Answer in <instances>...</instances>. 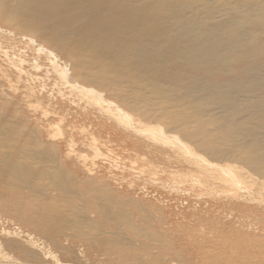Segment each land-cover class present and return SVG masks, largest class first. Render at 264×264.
Returning <instances> with one entry per match:
<instances>
[{
  "label": "bare ground",
  "instance_id": "obj_1",
  "mask_svg": "<svg viewBox=\"0 0 264 264\" xmlns=\"http://www.w3.org/2000/svg\"><path fill=\"white\" fill-rule=\"evenodd\" d=\"M151 143L208 170L243 164L264 193V0H0V221L15 258L41 244L78 261L82 242L102 264H264V206L147 198L135 180L157 168L126 159L145 166ZM76 144L110 165L71 168Z\"/></svg>",
  "mask_w": 264,
  "mask_h": 264
},
{
  "label": "rangeland",
  "instance_id": "obj_2",
  "mask_svg": "<svg viewBox=\"0 0 264 264\" xmlns=\"http://www.w3.org/2000/svg\"><path fill=\"white\" fill-rule=\"evenodd\" d=\"M69 74L71 77H74L72 70L70 71ZM65 93L66 95H72L67 91H65ZM56 96L58 95L56 94ZM59 98L60 97H58L57 100H59ZM70 101L71 100L65 101L66 105L67 103H70ZM107 101L112 105L115 104L114 101L111 100L110 98ZM73 106H76L74 110H80L85 108L84 104L81 103L79 105V102H76ZM122 109H125V107L122 106ZM132 117L134 118L133 115ZM68 121L69 119L66 118V120H64L61 123L64 126V124H66ZM54 132L57 131L54 129ZM173 138L177 139V137H173ZM121 147L122 146H120L119 148ZM74 149L75 152L71 154L72 163L74 165L71 164L70 165L71 168H80V167L103 168L104 166L110 165L111 162L110 160L107 161V159L105 160L104 157L98 158L90 154V151H88L89 148L82 149L81 145L76 144L74 146ZM164 150H167L170 153V154L168 153L167 155H169L171 159L168 158L166 154H162ZM76 153H78V155H76ZM151 159L160 162L159 163L160 166L158 167L157 165L159 164L155 163ZM126 162L128 163V165L132 163L130 165H132L134 168L139 167L140 169L139 173L144 168H146L147 170L157 168L155 169L156 170L155 173L148 175L149 179L140 177L135 181L140 183L139 180H142V184L149 187L148 190L150 192L147 191L148 192L147 198L149 199L151 198L160 207L170 206L174 204L173 202L175 201L176 203H178L180 198H187V199L189 198L192 200L199 201L198 207H205V208L206 207L224 208L228 206H238L240 204L264 206V193L261 192L262 195H260L261 193L257 194V192H255L254 190L251 191V189L247 187V183L244 182L243 179H241L244 176L248 178L247 179L248 181L252 179L251 173L248 172V170L245 168L243 164H229L227 162H223L224 165L227 164L230 167L233 166L232 170L231 169L216 170V168L212 170L211 169L208 170L207 167L205 168V165L212 166L218 164H214L213 162L209 161L208 159L206 160L203 157L197 156V159H195V157H191L190 155L186 156L181 151H177L173 147L165 146L159 143H151L150 147L147 149L146 158L144 159L145 166L140 162H133L130 161L129 159H126ZM163 162L169 163L171 168L164 166L162 164ZM114 166L115 167H111L114 176L118 179L124 177L123 180L129 182L128 178L125 177L129 175H125V173L122 176L117 175L116 171L124 170L123 166L121 165L120 169H119V165L114 164ZM204 168L205 170H203ZM236 168H238V170H236ZM162 169L167 170L168 172L171 171L176 172L173 174L175 175L176 178H171V177L165 178V174L162 171ZM136 171L138 172V170ZM146 173L147 172L145 171L144 173H142V175ZM101 180L102 183L105 182V179H101ZM153 180L155 181L157 187H153L155 185L153 183L154 182ZM185 188L188 191H186ZM252 198L253 199L256 198V199L253 200ZM174 206L175 205H172L169 208L172 209L174 208ZM179 208L180 207H177V209L175 210L179 211L180 210ZM160 214L161 213L157 211L156 215L159 216ZM166 214L167 213L162 212L163 216ZM8 232L9 230L7 229V226L1 220L0 221V264H22V263L23 264H34V263L35 264H56V263L57 264H102L101 262L104 259V256L99 255L96 250L94 249L90 251L86 250L82 242L77 243L78 248L76 251L75 259L78 261H74L70 259L71 257L69 256V254L66 253L63 256V258L60 259L53 252L54 249L52 246L44 247L41 244H33L32 246H29L26 252L24 251L25 253L16 250L17 252H19L18 254L22 255L21 256L22 259L21 258L17 259L14 257V255H12V253H10V251H8V249H6V246L9 247L13 243L14 244L16 243V241L9 238ZM31 250H33L34 252L32 251L31 253H27V251L30 252ZM35 252L38 253L35 254ZM42 252H45L46 255H43Z\"/></svg>",
  "mask_w": 264,
  "mask_h": 264
}]
</instances>
